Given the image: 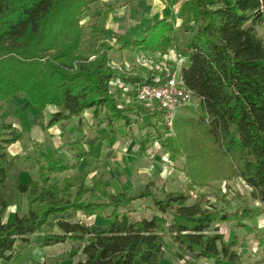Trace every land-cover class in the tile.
I'll return each instance as SVG.
<instances>
[{
    "label": "trees",
    "instance_id": "trees-1",
    "mask_svg": "<svg viewBox=\"0 0 264 264\" xmlns=\"http://www.w3.org/2000/svg\"><path fill=\"white\" fill-rule=\"evenodd\" d=\"M100 2L0 0V116L9 108L8 99L22 94L40 114L53 109L47 115L46 131L77 120L75 131L81 135L83 113L89 110L96 119L106 112L98 125L106 120L129 125L110 83L115 79L133 85L154 82L112 69L108 50L95 52L93 58L81 52V18ZM185 5V23L190 24L195 16L197 25L177 56L184 59L180 75L196 99L197 109L193 116L175 120V137L164 138L161 147L184 160L189 188L241 179L249 198L264 204V43L254 29L264 25V0L228 4L185 0ZM111 11L107 5L102 16ZM92 30L97 31L94 26ZM173 32V23L162 18L149 24L141 37L123 42L119 50L163 54L172 47ZM129 112L145 116L137 103ZM144 127L140 150L160 134L150 121ZM162 132H167L164 125ZM21 139L11 124L0 120V262L10 264L14 245H30V237L38 235L43 248L67 240L81 243L69 252V259L78 253L84 256L74 264H162L168 247L176 259L189 264H245L237 240L225 241L218 229L212 230L227 215L214 210L204 198L189 202L188 194L166 191L159 197L150 190L152 184L134 195L126 191L114 194L96 176L88 185L86 174L60 179L76 170L82 160L91 159L82 137L71 143L72 163L38 151L34 162L37 178L20 183L19 158L10 156L7 148ZM92 197L101 201L94 202ZM139 200H149L154 215L133 220L135 210L129 207ZM10 207H15V217L7 223L4 216ZM76 213L104 215L108 224L94 234L81 222L58 220L59 233L48 232L51 216L70 218ZM255 214L245 208L239 217ZM188 255H194L193 259ZM247 264H264V255Z\"/></svg>",
    "mask_w": 264,
    "mask_h": 264
},
{
    "label": "rangeland",
    "instance_id": "rangeland-1",
    "mask_svg": "<svg viewBox=\"0 0 264 264\" xmlns=\"http://www.w3.org/2000/svg\"><path fill=\"white\" fill-rule=\"evenodd\" d=\"M233 1L223 0V4ZM107 5L112 8V11L103 17L102 14ZM162 18L172 22L174 27L172 47L165 53L119 50L123 42L141 37L149 24ZM185 18V0H101L81 18L83 41L80 49L84 55L89 57L97 51L108 50L110 62L120 65L122 69V71L114 69L117 72L127 76L137 75L144 79H155L162 75V72H159L162 63L170 67L172 65V61H169L170 56L171 59H174L178 55L196 29L195 16L190 24L185 23ZM92 26L97 29L96 32L92 30ZM254 29L264 43V25H257ZM117 81L119 84L133 85L121 80ZM111 91L115 95L118 108L123 110L122 115L130 120L129 125L124 121L112 124L109 120L98 125V120L104 118L106 112L102 111L100 117L96 119L92 117V111H85L82 117L81 135L75 131L77 120L60 123L46 131L44 129L47 120L46 112L43 114V121L40 122V119L35 118L34 114L30 112L28 114L9 104L8 109L11 110V113L6 112V117H3L5 113H2L0 119L11 124L22 135L20 141L7 148V153L10 156L19 158L16 160V165L20 170L19 174L24 172V178L30 181L37 178L34 162L38 151L41 150L51 158H60L72 163L75 153L70 148L71 143L74 138L82 137V144L85 150L90 152L91 159L89 161L82 160L76 170L60 175V179L86 174L88 185H90V179L96 176L101 178L104 181V186L114 194L126 191L129 195H134L142 191L148 184H152L150 190L159 197H162V191H166L188 194L191 198L189 202L204 198L210 206L214 207V210L227 215V220L215 222L212 225V230L218 229V232L223 234L225 241L237 240L238 250L242 254L245 264L252 263L264 255V204H259L249 198V189L243 181L234 179L229 182H212L203 188L197 186L189 188L188 180L184 174V160L180 157H172L168 151L161 147L164 138L175 137L174 124L172 129H166L167 132L163 134L162 125L164 124L161 122L158 111L152 112L156 115L150 118V110L142 108L145 111L143 113L145 116H136L129 112V109L134 106V103L130 101L131 92H125L122 96L124 90L118 86H113ZM48 109L53 110L52 108ZM196 109L197 101L194 98L187 108L178 113L177 118L191 117ZM147 121H150L154 126V132L160 134H155L145 145L144 150H140L138 143L145 140L147 127L144 126ZM92 201L100 202L101 200L92 197ZM25 206L26 199L23 198L22 211H25ZM129 208L135 210L131 215L133 220L150 218L154 215L150 209L149 200L136 201ZM245 208L256 211V214L251 217H239ZM58 220H66L71 223L81 222L88 226L94 234L103 231L108 224L104 215L86 217L83 213H76L70 218L58 215L49 219V233H59L55 227ZM239 222L241 225L238 224ZM30 239L31 244L27 247L20 245L21 249L17 254L15 253V256L18 255V257L14 264H74L84 259L81 253L72 259L68 258L69 252L73 248L82 246L79 242L67 240L64 243L43 248L39 245L38 235L31 236ZM193 257L194 255H188L189 259H193ZM162 264L189 263L176 259L172 249L168 247L164 251ZM196 264L207 263L198 261Z\"/></svg>",
    "mask_w": 264,
    "mask_h": 264
},
{
    "label": "built area",
    "instance_id": "built-area-1",
    "mask_svg": "<svg viewBox=\"0 0 264 264\" xmlns=\"http://www.w3.org/2000/svg\"><path fill=\"white\" fill-rule=\"evenodd\" d=\"M169 61H172V65L167 67L162 63V66L159 67V72L161 71L162 75L153 79L154 83L152 84H119L118 79L110 83L111 87L123 88L122 96L125 92L130 91L132 93L130 101L150 110V113L155 110L158 111L162 123L168 130L172 129L178 113L187 108L194 99L192 93L185 88L180 75V68L184 59L181 56H175L174 59H171L170 56ZM110 67L122 71L120 65L114 62H110Z\"/></svg>",
    "mask_w": 264,
    "mask_h": 264
},
{
    "label": "crops",
    "instance_id": "crops-1",
    "mask_svg": "<svg viewBox=\"0 0 264 264\" xmlns=\"http://www.w3.org/2000/svg\"><path fill=\"white\" fill-rule=\"evenodd\" d=\"M8 104H10L11 106H13V107H17V108H19V109H22L23 111H25V112H30V113H32V114H34L35 115V118H39L40 119V122H42L43 121V117H44V113L46 112V115H48V113L51 111V110H49L48 108H47V110L43 113V114H40L37 110H33V108L31 107V105L26 101V99L23 97V95L22 94H19V95H16V96H13V97H11V98H9L8 99ZM50 108V107H49ZM90 111V110H89ZM6 112H10L11 113V110H9V109H7L3 114L5 115V116H3V117H6V115H7V113ZM29 114V113H28ZM34 118V119H35ZM4 119V118H3ZM1 121H2V118L0 119ZM25 177V173L24 172H22V173H20L19 174V182L20 183H27V182H29L30 180L29 179H26V178H24ZM55 216H58V215H55ZM14 217H15V208L14 207H10V208H8L7 209V212H6V214H5V216H4V222H7V223H12L13 221H14ZM51 217H53V216H51ZM50 217V218H51ZM49 218V219H50ZM48 223H49V220H48ZM20 245H24L25 247H27L28 245H26V244H23V243H20V242H17L15 245H14V247H13V252L14 253H16L17 254V252L21 249L20 247ZM18 257V255L17 256H15L12 260H11V262H10V264H14V261H15V259ZM0 264H7V262H5V261H1L0 262Z\"/></svg>",
    "mask_w": 264,
    "mask_h": 264
}]
</instances>
